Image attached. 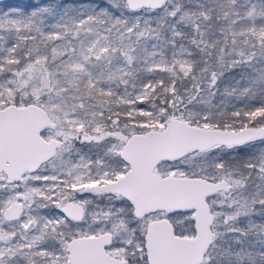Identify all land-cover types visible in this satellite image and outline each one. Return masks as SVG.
Wrapping results in <instances>:
<instances>
[{"label":"snow or ice","instance_id":"6c2138e0","mask_svg":"<svg viewBox=\"0 0 264 264\" xmlns=\"http://www.w3.org/2000/svg\"><path fill=\"white\" fill-rule=\"evenodd\" d=\"M0 264H264V0H0Z\"/></svg>","mask_w":264,"mask_h":264},{"label":"water","instance_id":"95a60500","mask_svg":"<svg viewBox=\"0 0 264 264\" xmlns=\"http://www.w3.org/2000/svg\"><path fill=\"white\" fill-rule=\"evenodd\" d=\"M9 1L20 2V0H9Z\"/></svg>","mask_w":264,"mask_h":264},{"label":"trees","instance_id":"16d2710c","mask_svg":"<svg viewBox=\"0 0 264 264\" xmlns=\"http://www.w3.org/2000/svg\"><path fill=\"white\" fill-rule=\"evenodd\" d=\"M9 2H12V3H19V2H14V1H9Z\"/></svg>","mask_w":264,"mask_h":264}]
</instances>
